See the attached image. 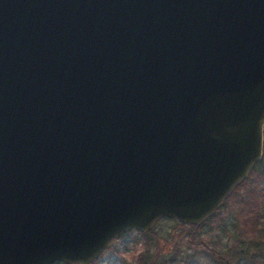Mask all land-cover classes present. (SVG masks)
<instances>
[{
  "label": "water",
  "instance_id": "95a60500",
  "mask_svg": "<svg viewBox=\"0 0 264 264\" xmlns=\"http://www.w3.org/2000/svg\"><path fill=\"white\" fill-rule=\"evenodd\" d=\"M263 146L264 0H0V264L200 224Z\"/></svg>",
  "mask_w": 264,
  "mask_h": 264
},
{
  "label": "rangeland",
  "instance_id": "374dc122",
  "mask_svg": "<svg viewBox=\"0 0 264 264\" xmlns=\"http://www.w3.org/2000/svg\"><path fill=\"white\" fill-rule=\"evenodd\" d=\"M236 222L235 209L230 205L223 207L219 215L200 228L190 227V224L182 226L176 218H162L147 235L133 229L113 240L111 249L95 263L237 264L235 258L229 259L227 250L247 246L262 256L264 232L260 239H250L243 234L241 237L235 232ZM193 240L201 246L193 245Z\"/></svg>",
  "mask_w": 264,
  "mask_h": 264
},
{
  "label": "trees",
  "instance_id": "16d2710c",
  "mask_svg": "<svg viewBox=\"0 0 264 264\" xmlns=\"http://www.w3.org/2000/svg\"><path fill=\"white\" fill-rule=\"evenodd\" d=\"M227 205H230L231 208L233 207L235 209L237 221L235 227L236 234L241 237L243 234L244 237L250 239H260L261 232H264V147L262 158L255 165L249 177L238 184L234 191L224 200L220 208L202 223L190 224L189 226L194 228L202 227L211 219H214L219 215L222 212V208ZM179 224L185 226L186 223L180 222ZM142 233L147 235L149 231ZM191 243L193 245H195V243L199 245L196 240L191 241ZM111 247L108 248V250H110ZM235 248V251L228 249L227 254L229 259L233 260L235 258L237 264H264V254L260 256L248 246ZM101 256L96 258L91 264H96L95 262H97ZM197 261L199 260L197 259ZM56 264L68 263L59 262Z\"/></svg>",
  "mask_w": 264,
  "mask_h": 264
},
{
  "label": "bare ground",
  "instance_id": "6f19581e",
  "mask_svg": "<svg viewBox=\"0 0 264 264\" xmlns=\"http://www.w3.org/2000/svg\"><path fill=\"white\" fill-rule=\"evenodd\" d=\"M264 147V146H263Z\"/></svg>",
  "mask_w": 264,
  "mask_h": 264
}]
</instances>
